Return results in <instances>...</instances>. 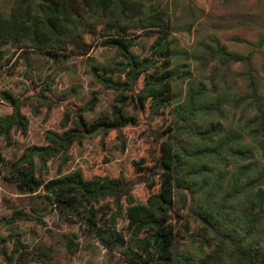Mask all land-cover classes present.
Instances as JSON below:
<instances>
[{
  "label": "trees",
  "instance_id": "1",
  "mask_svg": "<svg viewBox=\"0 0 264 264\" xmlns=\"http://www.w3.org/2000/svg\"><path fill=\"white\" fill-rule=\"evenodd\" d=\"M184 34L195 35L189 48ZM97 45L115 56L99 62L91 55ZM10 47L27 63L32 52L62 59L74 50L87 58L94 84L115 94L100 113L96 102L67 107L63 131L17 161L0 148V168L22 194L82 222L129 264H264V0H220L210 11L196 0H0V70L10 65ZM48 91L45 84L35 97ZM0 98L13 108L0 118V137L11 146L12 132L27 134L25 101L9 90ZM132 110L153 138L149 162L133 164L137 178L63 172L75 145L136 124ZM58 160L57 176L45 178ZM141 183L151 195L137 204ZM107 201L112 207L96 209ZM42 210L0 220L40 225L50 239H16L10 264H55L80 251L76 238L48 228Z\"/></svg>",
  "mask_w": 264,
  "mask_h": 264
},
{
  "label": "rangeland",
  "instance_id": "2",
  "mask_svg": "<svg viewBox=\"0 0 264 264\" xmlns=\"http://www.w3.org/2000/svg\"><path fill=\"white\" fill-rule=\"evenodd\" d=\"M197 4L207 11L216 7L220 0H196ZM141 40L148 38L142 37ZM195 35H181L182 46L189 48L194 43ZM152 43V40H147ZM138 49V48H136ZM6 60L10 65L0 70V90H9L24 102L22 114L28 119L27 134L12 132L11 146L0 137V148L3 149L7 162L17 161L31 146H46L49 132L61 133L62 121L67 107L79 111L87 104L96 102V112L111 108L115 102V94L94 84L89 76L87 58L76 57L71 49L65 54L67 57H49L40 52L29 53L30 63H27L20 50L10 47ZM92 57L99 62L107 61L115 56L107 48L95 46ZM8 71V72H6ZM5 72V73H4ZM31 74V78L26 76ZM48 84L50 91L45 92V99H37L35 95L42 92L43 86ZM141 87H138V91ZM32 97L31 100H28ZM48 102H52L51 106ZM13 112L10 104L0 98V118ZM137 123L123 128L121 132L112 131L103 138L101 136L85 140L81 145H75L70 151V160L63 167L64 173L81 171L85 178L90 180L96 175L118 178L126 176L129 179L137 178L134 162L151 159L152 147L150 123L140 117L137 110H132ZM92 119L94 115L87 116ZM61 161L49 165V173L45 178L57 176ZM4 168H0V220L10 218L17 209H31L34 205L42 208L48 228L55 232L69 234L80 243V251L69 260L64 255L59 256L55 264H129L124 252L109 251L97 239L90 228L78 220H70L60 215L51 206L38 203L30 195L22 194L16 185L5 178ZM133 195L137 204L146 203L151 191L146 183L134 187ZM100 207H112L110 202H104ZM118 230L125 237L128 246L134 245L133 236L128 230L127 221L120 219ZM0 236L6 242L0 246V264H10L8 255L13 252L16 239L33 245L39 242H50L49 235L40 225L19 222L17 224H1ZM188 245V242H184Z\"/></svg>",
  "mask_w": 264,
  "mask_h": 264
}]
</instances>
